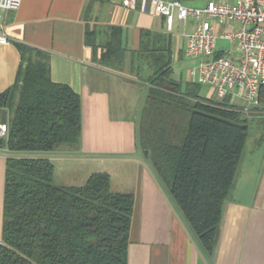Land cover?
Masks as SVG:
<instances>
[{
	"label": "trees",
	"instance_id": "trees-1",
	"mask_svg": "<svg viewBox=\"0 0 264 264\" xmlns=\"http://www.w3.org/2000/svg\"><path fill=\"white\" fill-rule=\"evenodd\" d=\"M107 32V40L98 43L97 31L87 30L93 59L123 70L124 28L110 26ZM20 50L17 79L0 93V109L12 114L10 133L0 139L10 153L0 264H129L134 194L112 190L111 176L103 171L92 173L84 185H60L52 154H16L77 147L82 135L80 94L69 84L52 80L46 52L26 46ZM173 54L170 34L141 29L138 60H134L140 65L135 69L138 73L145 66L151 69V98L179 99L188 105L193 100L181 145L172 140L169 125L145 129L141 145L203 251L211 256L219 243L224 205L234 188L255 113L244 112L230 97H202V84L173 79ZM260 99L264 101V88Z\"/></svg>",
	"mask_w": 264,
	"mask_h": 264
},
{
	"label": "crops",
	"instance_id": "crops-1",
	"mask_svg": "<svg viewBox=\"0 0 264 264\" xmlns=\"http://www.w3.org/2000/svg\"><path fill=\"white\" fill-rule=\"evenodd\" d=\"M209 1L183 2L204 6ZM224 25L235 26L215 23L218 30L226 29ZM110 26L124 28L127 60L120 71L95 62L93 47L86 39L90 29L97 31L98 43L105 42ZM0 28L10 38L8 43H0V93L15 83L22 64L20 46H26L46 52L52 80L69 84L80 94L81 139L74 151L60 148L52 153L56 180L60 162L62 174L80 170L87 180L94 172H108L112 190L134 194L129 264H264V193L258 205L229 197L218 246L209 256L181 213H174L177 208L168 189L144 155L137 118L152 99L153 85L148 66L144 68L149 72L145 78L138 75L141 71L134 73L135 66L140 65L134 60H138L141 29L170 34L172 41L174 31L168 30L164 16L153 13L151 4L142 12L126 8L123 0H23L18 10L0 9ZM173 52L174 59V47ZM178 57H187L186 49L180 50ZM189 60L193 61L192 68L195 61ZM190 70L186 81L174 77L175 68L172 77L184 83L192 81ZM138 96L137 100L146 101L145 106L143 101L137 103ZM11 116L9 110L0 109L2 121L9 122ZM9 155L0 144V241Z\"/></svg>",
	"mask_w": 264,
	"mask_h": 264
},
{
	"label": "built area",
	"instance_id": "built-area-1",
	"mask_svg": "<svg viewBox=\"0 0 264 264\" xmlns=\"http://www.w3.org/2000/svg\"><path fill=\"white\" fill-rule=\"evenodd\" d=\"M22 1L0 0V9L18 10ZM149 4L154 14L166 18L169 31L177 20L194 21L193 30L186 34V55L195 61L192 81L214 87L219 98L230 97L235 104L241 102L237 105L244 112L252 113L264 88V0H210L204 6L180 0H123L126 8L142 12ZM215 23L235 26L218 30ZM220 40L228 45H220ZM9 41L0 28V43ZM9 133L10 124L0 119V139Z\"/></svg>",
	"mask_w": 264,
	"mask_h": 264
},
{
	"label": "rangeland",
	"instance_id": "rangeland-1",
	"mask_svg": "<svg viewBox=\"0 0 264 264\" xmlns=\"http://www.w3.org/2000/svg\"><path fill=\"white\" fill-rule=\"evenodd\" d=\"M189 3V2H186ZM191 3V2H190ZM194 21L190 18L186 23L185 21H176L175 28L173 33V47L175 50L174 58V68L175 73L174 77L177 79H182L186 81L188 78V72L193 64V61H190L188 57L179 58L178 54L180 50L186 49L187 45V36L186 34L193 30ZM226 27L225 25L223 26ZM230 26L226 27V30H229ZM220 45H228L227 42L220 40ZM140 75L142 78H145L148 71L142 70ZM134 73H138V70ZM200 95L202 97L221 100L215 92V88L209 85H202ZM138 97H136L137 100ZM143 101V100H141ZM140 100H137V103L141 104ZM239 102V101H237ZM236 102V103H237ZM144 106L146 101H143ZM142 103V104H143ZM190 104L184 103V101L179 99H170L160 96H154L151 100L148 101L146 105V110L143 112L142 109L140 119L138 120L139 130L142 132L145 129L155 130L159 126L169 125V128L172 130V140L181 145L183 143V138L186 132L187 125L191 116V104L193 100H190ZM241 104V102L237 103ZM151 110V111H150ZM252 111L255 113V120L250 122V136L243 154V158L240 164V168L236 177V182L234 188L231 192L230 199L236 201L255 204L258 205L262 203L263 193H264V101L260 99L258 107L253 108ZM155 124L154 127L149 125ZM152 132V131H151ZM62 148H68L71 150H76L75 147L71 145H65ZM21 157H31L33 155H44L52 154L46 152H17ZM31 155V156H30ZM36 157V156H35ZM69 163V161H67ZM58 163V178L57 183L60 185H84L87 180H85L84 174H81V171H75L78 173H73L71 175L61 173V164ZM117 171V170H116ZM115 186L117 182V177L115 178ZM114 186V187H115ZM172 198V197H171ZM175 208L174 213L178 215L181 213L178 206L175 204L173 199H171ZM182 215V214H181Z\"/></svg>",
	"mask_w": 264,
	"mask_h": 264
}]
</instances>
